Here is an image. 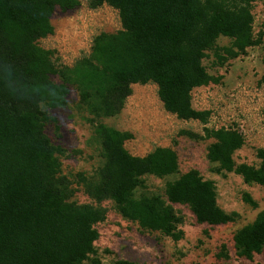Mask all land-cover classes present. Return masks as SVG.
Returning <instances> with one entry per match:
<instances>
[{
  "label": "trees",
  "instance_id": "16d2710c",
  "mask_svg": "<svg viewBox=\"0 0 264 264\" xmlns=\"http://www.w3.org/2000/svg\"><path fill=\"white\" fill-rule=\"evenodd\" d=\"M250 1L90 0L91 8L107 4L116 9L121 28L96 34L88 54L66 65L38 40L53 33L56 8L74 9L79 0H0V65H5L3 71L13 86L18 82L33 89L22 95L0 86V264H99L96 224L106 218L102 205L106 200L140 229L176 241L183 232L175 204L186 205L202 224L237 218L236 211L219 206L213 180L197 169L179 173L172 147L156 146L145 155H134L125 147L133 133L100 119L122 110L132 84L154 83L166 111L205 124L210 112L195 109L191 93L220 78L209 74L202 61L210 50L222 64L261 41V34L253 35ZM219 36L230 38V45L217 46ZM260 82L264 85V72ZM69 85L76 87L79 103L87 110L101 158L94 173L77 172L74 182L62 174L60 156L67 150L53 144L44 131L48 122L58 131L50 111L67 104ZM180 133L212 139L206 157L216 174L235 172L245 183L264 187L263 148L256 150L257 166L234 161V152L244 143L237 129L204 127L202 135ZM176 173L178 177L165 184L164 197L135 196L142 176ZM78 189L91 202L75 201ZM242 199L257 208L248 193ZM232 240L238 257L252 260L262 253L264 210L237 229ZM221 249L227 258L224 244ZM117 264L135 263L121 259Z\"/></svg>",
  "mask_w": 264,
  "mask_h": 264
},
{
  "label": "rangeland",
  "instance_id": "374dc122",
  "mask_svg": "<svg viewBox=\"0 0 264 264\" xmlns=\"http://www.w3.org/2000/svg\"><path fill=\"white\" fill-rule=\"evenodd\" d=\"M79 2L74 9L56 8L51 17L53 33L38 40L43 48L54 50L57 60L66 65L88 54L96 34L121 28L118 11L113 7L102 4L91 8L90 0ZM250 3L253 35L261 34V41L222 64L214 60L210 50L202 61L209 74L220 78L218 82L194 88L191 93L194 108L210 112L205 124L178 119L166 111L154 83L132 84V93L122 110L115 116L100 119L108 126L133 133L134 137L125 142V147L134 155H145L156 146L172 147L178 154L179 173L197 169L205 179L213 180L219 206L227 212L236 211L237 218L225 224H202L186 205L175 204L182 219L179 229L183 232L181 239L176 241L160 232L140 229L120 215L113 201L106 200L102 203L107 210L106 218L96 224L99 238L94 244L99 264H117L121 259L135 264H264V249L248 260L236 255L232 240L237 229L264 210V187L245 183L235 172L216 174L206 157L212 139L180 133L187 130L202 135L204 127L237 129L244 143L234 152V161L258 165L256 150L264 149V85L260 82L264 72V0H251ZM216 45L229 46L230 38L219 36ZM52 79L59 81L57 76ZM50 114L56 118L59 129L56 131L54 123L48 122L44 131L53 144L67 150L60 156L62 174L74 182L77 172L94 173L101 163L100 148L92 139V126L87 121L89 115L79 103L75 86L69 85L67 104L52 109ZM179 173L142 176L143 185L135 189V196L157 194L164 197L165 184L176 179ZM243 193H248L258 203L257 208L243 201ZM73 199L78 203L91 202L82 189L77 190ZM222 244L227 248V258L221 256Z\"/></svg>",
  "mask_w": 264,
  "mask_h": 264
},
{
  "label": "clouds",
  "instance_id": "9594fccd",
  "mask_svg": "<svg viewBox=\"0 0 264 264\" xmlns=\"http://www.w3.org/2000/svg\"><path fill=\"white\" fill-rule=\"evenodd\" d=\"M5 65H0V86L6 87L10 92H19L20 94H27L29 91H33V89L26 87L24 85L19 84L18 82L13 86L8 78V74L3 70ZM55 91H52V95H55Z\"/></svg>",
  "mask_w": 264,
  "mask_h": 264
},
{
  "label": "built area",
  "instance_id": "2783aa9c",
  "mask_svg": "<svg viewBox=\"0 0 264 264\" xmlns=\"http://www.w3.org/2000/svg\"><path fill=\"white\" fill-rule=\"evenodd\" d=\"M130 140V139H129ZM126 142V141H125Z\"/></svg>",
  "mask_w": 264,
  "mask_h": 264
}]
</instances>
